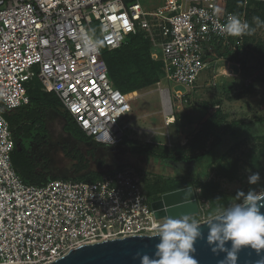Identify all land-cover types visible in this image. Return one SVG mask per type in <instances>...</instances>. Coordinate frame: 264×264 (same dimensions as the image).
Instances as JSON below:
<instances>
[{"label": "built area", "instance_id": "obj_1", "mask_svg": "<svg viewBox=\"0 0 264 264\" xmlns=\"http://www.w3.org/2000/svg\"><path fill=\"white\" fill-rule=\"evenodd\" d=\"M160 1L147 10L128 0H0L1 103L7 109L27 104V89L38 80L87 137L118 146L128 129L119 121L140 97L112 86L107 63L128 36H148L162 79L187 90L172 94L161 80L155 84L164 117L188 102L203 71L214 85L217 77L232 78L231 66L244 62L246 32L230 35L223 27L232 14L246 22L245 13L227 11L226 0ZM12 150L0 115V264H50L85 244L156 235L165 220L155 217L133 167L105 172L95 182L32 186L14 171Z\"/></svg>", "mask_w": 264, "mask_h": 264}, {"label": "rangeland", "instance_id": "obj_2", "mask_svg": "<svg viewBox=\"0 0 264 264\" xmlns=\"http://www.w3.org/2000/svg\"><path fill=\"white\" fill-rule=\"evenodd\" d=\"M128 1L139 2L147 10H153L161 4L160 0ZM254 33L256 40L264 41V26L261 28L257 26ZM154 51L159 53V50ZM260 63L258 56L250 54L248 69L244 70L245 72L236 78L217 77L216 85L213 84L210 71H203L193 93L190 94L189 101L177 110L174 108V114L167 117H164L165 111L161 107L159 94L154 91L155 85L140 88L131 94L132 97L140 98L133 101L132 112L119 121V126H128V129L124 130L125 136L140 145L151 142L163 143L167 144L171 154L175 156L190 158L192 155H200L203 150H193L191 146L195 140L204 139L203 135L196 137L202 124L217 123L219 127L215 131L223 132L231 127L253 124L256 119L264 117V69ZM161 81L162 87L169 89L172 94L176 90L187 91L185 87L167 84L162 78ZM173 105L175 106V103ZM64 123L62 115L50 112L46 122L48 143L40 147L34 144L30 146L33 154H42L48 158L50 176L59 178L72 176L73 162L64 155L63 147H67L68 150L77 148L84 154L94 149V157L89 156L91 170L99 171L97 169L99 160L103 161L101 168L103 171L120 166L134 167L145 189L148 177L159 183L175 185L182 180L180 178H189L194 183L197 180H204L208 174L206 189L200 188L201 211L189 216L190 220L194 219L198 223L209 220L217 207L239 202L235 199L238 190H245V193L250 189L264 191V142L261 140L249 139L238 148L229 151L219 167L223 174L220 178L216 175L217 168L214 163L222 152L233 146V139H223L224 144L214 148L204 158L172 163L133 154L124 145L105 149L93 143H81L63 131ZM252 131L264 133V127L254 126ZM216 141V135L209 136L205 141L204 150L211 149ZM257 171L261 180L255 185H250L248 176ZM192 186L199 189L196 183ZM165 220L161 222L164 223Z\"/></svg>", "mask_w": 264, "mask_h": 264}, {"label": "trees", "instance_id": "obj_3", "mask_svg": "<svg viewBox=\"0 0 264 264\" xmlns=\"http://www.w3.org/2000/svg\"><path fill=\"white\" fill-rule=\"evenodd\" d=\"M226 10L235 13L244 12L246 22L249 24L250 29H255L258 26L253 21V17L258 16L261 21H264V1L249 0L247 4H244V0H226ZM263 26L264 24L259 25L260 28ZM254 34V31L251 34L248 31L245 33L244 57L247 58L250 54L252 56H258L260 58L261 68H264V41L256 40ZM150 49L151 42L148 36L135 34L128 36L121 47L110 54L107 63V72L108 78L115 89L122 93H130L146 86H154L161 80V68L152 61ZM238 56V54H234L233 57L234 59H238ZM244 66L242 69H244ZM27 93L29 97L28 103L14 109H7L0 101V115L7 121L13 140V150L11 153L12 167L25 184L43 186L56 179L73 182H95L105 172L111 173L124 167L120 166L113 170L103 171L101 170L103 161L99 160L97 161V169L99 171L91 170L89 156L94 157V149H90L84 154L77 148L68 150L67 147H63L64 155L73 162L72 176L59 178L48 175L50 170L48 158L42 154H33L30 146L34 144L40 147L48 143L46 122L50 112H57L62 115L65 120L63 131L70 134L74 140L81 143H93L105 149L114 146L100 145L95 143L91 137H87L79 129L71 116L63 109L58 97L54 93L45 92L42 89V84L38 80L32 82L27 89ZM254 126L264 127V117L256 119L253 124L231 127L223 132L215 131L219 127V124L206 122L201 125V129L196 136L203 135L204 139L195 140L194 145L191 146L193 150L201 149L203 152L200 155H192L190 158L171 154L167 144L151 142L140 145L135 141L128 140L126 136L123 137L120 145L127 146L133 154L163 162L179 163L189 161L190 159L204 158L214 148L224 144L225 141L223 139H233V146H229L226 151L222 152L217 162L214 163L217 168L216 175L222 178L223 174L220 172L219 167H221V162L229 151L238 148L249 139L264 142V133L252 131ZM237 127L240 128L237 129ZM211 135H216L217 141L214 146L212 145L211 149L204 150L205 141ZM183 152L184 150L181 153L183 154ZM208 177L209 175L206 174L204 180H197L194 183L189 178H180L182 180L175 185L159 183V181H154L148 177L149 179L145 185V190L149 200L154 202L159 200L163 194L192 187L196 200L199 201L202 194L197 192L198 189L192 185L196 183L199 189L202 188L205 190Z\"/></svg>", "mask_w": 264, "mask_h": 264}, {"label": "clouds", "instance_id": "obj_4", "mask_svg": "<svg viewBox=\"0 0 264 264\" xmlns=\"http://www.w3.org/2000/svg\"><path fill=\"white\" fill-rule=\"evenodd\" d=\"M253 21L258 26L264 24L258 16L253 17ZM223 31L239 36L246 31L251 34L255 29H250L247 22L232 14L227 17ZM260 180L258 171L248 176L250 185ZM235 199L239 202L217 207L205 223L208 226L207 242L227 252L220 264H236V254L241 246H250L257 251L264 249V213L260 211L264 208V191L250 189L245 193L238 190ZM199 235L198 221L190 220L187 215L168 217L156 231L159 242L155 246L154 258L137 253L140 264H198L190 253L195 251L194 242ZM227 241H231L230 249L224 247Z\"/></svg>", "mask_w": 264, "mask_h": 264}, {"label": "water", "instance_id": "obj_5", "mask_svg": "<svg viewBox=\"0 0 264 264\" xmlns=\"http://www.w3.org/2000/svg\"><path fill=\"white\" fill-rule=\"evenodd\" d=\"M187 195H183L186 194ZM151 208L157 219L168 217L193 216L199 207L192 187L163 194L157 201L151 203ZM260 211L264 213V208ZM208 220L200 222V235L194 242L195 251L190 253L198 264H220L227 256L216 244L207 242ZM159 237L132 236L123 239L106 240L93 244H85L69 251L62 258L50 264H140L137 253L147 254L154 258L155 246ZM231 248V241L224 245ZM236 264H264V249L259 251L250 246H241L237 252ZM134 257H136L134 259Z\"/></svg>", "mask_w": 264, "mask_h": 264}, {"label": "crops", "instance_id": "obj_6", "mask_svg": "<svg viewBox=\"0 0 264 264\" xmlns=\"http://www.w3.org/2000/svg\"><path fill=\"white\" fill-rule=\"evenodd\" d=\"M247 62H248V57H247V58H244V62L241 64V68H240V69H238L236 66H231L232 69L234 70V73H235V75H234L232 78H236V77H238L239 74H241L242 72H245L244 70L248 69ZM243 64H244L245 66H244ZM222 66H224L223 63H222ZM243 66H244V69H242ZM263 69H264V68H263ZM248 76H249V75H248ZM194 89H195V88H194ZM194 89L191 90L190 92H188V94H187V96H186V98H187L188 101H189V99H190V94L193 93ZM130 167H132V166H130ZM133 168H134V167H133ZM187 188H188V187H187Z\"/></svg>", "mask_w": 264, "mask_h": 264}, {"label": "bare ground", "instance_id": "obj_7", "mask_svg": "<svg viewBox=\"0 0 264 264\" xmlns=\"http://www.w3.org/2000/svg\"><path fill=\"white\" fill-rule=\"evenodd\" d=\"M99 44L102 46V42L101 41H99ZM102 48V47H101Z\"/></svg>", "mask_w": 264, "mask_h": 264}, {"label": "flooded vegetation", "instance_id": "obj_8", "mask_svg": "<svg viewBox=\"0 0 264 264\" xmlns=\"http://www.w3.org/2000/svg\"><path fill=\"white\" fill-rule=\"evenodd\" d=\"M188 193H186V194H183V195H187Z\"/></svg>", "mask_w": 264, "mask_h": 264}]
</instances>
